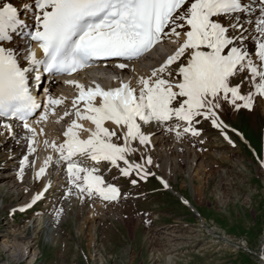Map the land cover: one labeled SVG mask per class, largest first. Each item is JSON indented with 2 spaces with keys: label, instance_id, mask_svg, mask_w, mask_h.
<instances>
[{
  "label": "snow or ice",
  "instance_id": "snow-or-ice-1",
  "mask_svg": "<svg viewBox=\"0 0 264 264\" xmlns=\"http://www.w3.org/2000/svg\"><path fill=\"white\" fill-rule=\"evenodd\" d=\"M32 7L29 23L11 3L0 5V120L4 121L0 128L12 135L11 121L22 124L29 154L36 151L37 135L29 118L43 108L35 121L40 124L63 103L47 87L44 101H37L34 91L44 74L71 76L107 59L123 61L116 67L124 70L165 41L175 45L149 75L136 79L135 86L129 80L107 90L99 84L85 89L77 81H65L78 90L72 101L75 119L64 131L62 143L45 140L44 144L57 154V164L67 165L68 194L74 187L81 197L112 201L120 196L117 187L97 174L96 166H84L74 157L113 167L123 161L122 176L135 172L146 179L151 173L145 165L153 163L151 157L142 156V163L129 161L137 151L133 142L145 147L151 142L143 125L163 126L177 139L197 137L201 133L196 125L202 118L231 144L220 112L226 107L252 110L255 99L264 98V0H255V5L245 0H34ZM13 33L28 38V47L3 46L13 40ZM33 43L42 53L39 58ZM245 83L250 90L242 94ZM80 102L82 109L77 107ZM71 114L66 111L64 116ZM52 161V156L45 159L37 178ZM27 163L25 156L20 161L21 178Z\"/></svg>",
  "mask_w": 264,
  "mask_h": 264
},
{
  "label": "rangeland",
  "instance_id": "rangeland-1",
  "mask_svg": "<svg viewBox=\"0 0 264 264\" xmlns=\"http://www.w3.org/2000/svg\"><path fill=\"white\" fill-rule=\"evenodd\" d=\"M238 82L239 78L233 81ZM249 90L245 83L242 94ZM219 115L232 143L210 120L201 118L196 125L201 134L190 144V154L196 158L188 169L181 168L178 154L171 150L160 158L159 144L150 143L140 148L133 143L139 162L142 156L152 159L146 179L135 172L121 178L123 165L106 170L103 164L96 165L98 172L104 170L105 183L119 189V197L125 192L135 200L81 197L74 187L68 194L70 185L68 179L64 184L59 166L46 186L41 179L35 182L30 170L21 178L20 167L11 169L8 149L1 150L4 260L11 263L12 252L19 256L29 240L22 262L12 264H264V98H256L252 110L226 107ZM146 128L142 126L144 132ZM17 152V146L11 148L10 153ZM163 170L170 173L164 175ZM162 179L167 188L158 181ZM33 192L42 194L35 203ZM29 203L33 204L24 208ZM100 204L109 209L94 214L89 210Z\"/></svg>",
  "mask_w": 264,
  "mask_h": 264
},
{
  "label": "bare ground",
  "instance_id": "bare-ground-1",
  "mask_svg": "<svg viewBox=\"0 0 264 264\" xmlns=\"http://www.w3.org/2000/svg\"><path fill=\"white\" fill-rule=\"evenodd\" d=\"M4 2L11 3L14 7L17 8L18 14L22 19H26V21H28L29 23L31 22V14L34 10L32 7V5L34 4V0H26L24 3L21 2V0H0V5H2V3H4ZM245 3H252L253 5H255V0H245ZM25 5H28V7L25 8ZM12 35H13V40L11 42L4 44L3 46L8 47V48H13V49H17V48L25 49L28 47V44L30 43L28 38L22 37V35H16L15 33H13ZM167 44H169V46H167L166 49H163V51H165L168 55H170L174 51L175 45H173L170 42H167ZM32 48H33V46H32ZM248 48L250 50L252 48V42L251 41L248 42ZM33 50L36 52L37 57L39 58L40 53L37 50H35L34 48H33ZM157 55L158 54H155L156 57H157ZM165 59L166 58L159 59V63L154 68L158 67L163 62V60H165ZM25 65H26V63H25ZM153 66H154L153 62H144L140 65H138L136 63H130L128 68L121 70V69L117 68L116 65L104 64L102 66H98L97 68L95 67L93 69L95 71H93L92 73H88V72L83 73L81 75L80 79L77 80V82L82 84L84 87H86V86L87 87H93L95 84H99L100 87L105 89V90H107L109 88L119 87V84L121 81L128 82L129 80H131L133 86H135L136 79L142 75L143 76L149 75L151 70H152L151 68ZM133 68L135 69V71H132ZM84 82H86V84ZM52 95L54 98L62 99L63 103L54 107L53 112L49 113L48 119L46 121H43L40 124L35 123V121L39 118L40 112H42V111H40L30 122V124L36 129V132H37V135L35 137L36 143L34 144L36 151L34 153L29 154L27 141L24 139L26 132H25L24 128L22 127V125L14 123L13 121H11V123H12V135H10L4 129L0 128V133H2V134H0V151L4 150L5 148L8 149L7 152L9 153V157H11L10 162L14 163V165H12L13 167H11V169L12 170H16V168L19 169L20 165L18 166L17 160L22 156V154H24L23 158L25 156H28V163L26 164V166L24 168L23 174H25L26 170H28V171L30 170L31 176L34 178V181L36 182V180L38 181L39 179H41L44 181L45 186L47 183H49V178L52 177L53 171L56 168V166L63 168L60 172L64 171V173H63V175L65 176L64 177L65 178L64 184L68 179L66 164H57L56 163L57 154L54 153L51 150V148L46 147L44 144V141L45 140H47L49 142L55 141L57 144L63 142L64 137L62 134L67 129V127L70 125L71 121L73 119H75V115H74L75 110L72 107V101L74 100V98L77 97L78 90L74 86L65 84V81H60L59 86L56 89H54V91H52ZM77 107H80L82 109L83 108V102H80V104H78ZM66 111H68L72 114L69 116H64V113ZM60 117H63V119H60ZM0 123H3V121L0 120ZM78 123H83L84 127H86V128L94 127L88 121H78ZM61 126H62V129H61ZM105 126L112 127L110 122H106ZM146 126H147V128L145 130V133L151 134L150 144H152V145L153 144H156V145L159 144L158 148L160 150H158V152H159L158 155H160V158L167 156V152H170L172 150L174 152V155L178 154L179 158H181V162H180V163H182V164H180L181 168L188 169V167H191L192 164H194L196 156L194 155L195 156L194 158L191 156L190 152L192 150L190 149L191 148L190 144L192 142L197 141V140L194 139L193 136L188 134V135L181 136L184 139H181V138L177 139L174 132L167 134V131L164 130L163 126L157 127L154 123L151 126H149V125H146ZM40 129H43L42 135L40 134ZM159 134H163V135L165 134L166 137H164L162 140H160V138L158 137ZM81 138H86V134L81 133ZM121 142H122V140H121ZM133 143L138 145V142H133ZM263 144H264V136H263ZM14 146H17V148H18V152L16 154L10 153L11 148H13ZM138 146L140 148V145H138ZM133 154L131 156H133ZM48 156H52L53 161H52V163H49L46 166L45 173L43 175H41L39 178H37L36 173L39 171L40 167L43 165L45 159ZM131 156L129 157L130 162H135V163H142L143 162V161L139 162L136 159L135 155L133 157H131ZM174 158H175V160H177V156H174ZM159 160H161V159L158 158L157 161L159 162ZM178 161H179V159H178ZM81 164L84 166H89V167L96 166L94 162L85 160L83 158H82ZM100 164H103V166L102 165L101 166L103 167L102 169H104V170L107 169V166L109 168L112 167V165L109 164L108 162H101ZM119 165L124 166L123 161L119 162ZM171 168H173V167H171ZM145 169L149 172L147 165H145ZM103 171L97 172V174L102 175ZM163 172L165 173L164 175H166L167 173H170V172H166L164 170H163ZM10 176L11 175H9L8 177H10ZM121 178H122V175H121ZM162 180L167 183V181H165V179H162ZM121 195H123V196L118 197V199H121V200L122 199H131V200L137 199L136 196H128L130 194L125 193V192H123V194H121ZM35 196H37L36 193H34V197ZM83 200H84V198H80L81 204L83 203ZM131 200H129V201H131ZM31 204H33V203H29V205H31ZM187 204L190 205L189 202H187ZM29 205H27V207L25 206L24 208L30 207ZM100 205L101 206L96 205V206H92L91 208L89 207L90 208L89 210L91 212H93V214H94V212L98 211V209H102V208L103 209H109L108 208L109 206L106 204H104L103 207H102L103 204H100ZM91 216H92V214H91ZM42 221H43L42 218L38 219V222H42ZM52 233H53V230H52ZM27 244H29V240H27V242L23 243V250H22V253L20 252L19 256H17L16 254H14L12 252V254L10 255V262L11 263H8L7 261L4 260L2 254H1V253H3V251H2L0 253V264H12V263H16V262H18V263L22 262V259L24 258V254L28 251V248H26Z\"/></svg>",
  "mask_w": 264,
  "mask_h": 264
}]
</instances>
